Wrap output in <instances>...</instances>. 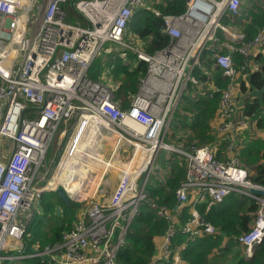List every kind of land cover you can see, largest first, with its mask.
<instances>
[{"label":"built area","instance_id":"built-area-1","mask_svg":"<svg viewBox=\"0 0 264 264\" xmlns=\"http://www.w3.org/2000/svg\"><path fill=\"white\" fill-rule=\"evenodd\" d=\"M186 4L184 13L162 17L170 39L165 47L152 55L136 49L147 69L123 107L111 83L113 60L101 62L108 68L102 78L90 77L89 71L106 43L122 44L134 11L145 0H0V264L35 257L23 251L26 223L47 189L44 165L57 132L65 133L63 153L53 167L61 177L83 156L79 152L88 136L106 127L132 148L130 163L119 169L110 166L118 178L106 201L89 204L60 243L40 250L54 258L53 264H116L127 226L146 198L148 176L161 171L160 151L184 159L185 178L174 192L176 210L147 202L166 223L149 264H183L180 251L185 245L172 246L178 232L192 240L217 231L195 205L220 203L231 193L257 204L249 230L238 237L244 257L252 256L264 238V186L251 181L235 150L240 135L250 134L255 124L252 115L243 113L246 95L239 85L248 71L256 70L253 57L264 52V25L248 38L221 22L225 15L238 13L241 0ZM67 6L81 19H72ZM215 69L224 87L217 84ZM217 94L214 142L198 145L177 139L172 130L176 115L189 123L193 117L183 104ZM257 117L264 122V106ZM172 138L177 142L166 141ZM222 140L224 158L217 159L214 153ZM52 183L48 187L54 191L58 186ZM188 203L189 215L178 227L176 219Z\"/></svg>","mask_w":264,"mask_h":264},{"label":"trees","instance_id":"trees-1","mask_svg":"<svg viewBox=\"0 0 264 264\" xmlns=\"http://www.w3.org/2000/svg\"><path fill=\"white\" fill-rule=\"evenodd\" d=\"M150 6L138 7L126 28L139 39H144V53L152 55L169 43V37L164 34L162 17L164 15H180L185 12V0H145ZM256 2V4H255ZM264 2L256 0H241L237 14L225 15L221 22L231 24L240 29L248 38H252L264 25ZM210 50L206 49L204 56L209 57ZM122 58L119 54L109 55L108 61L113 60L111 68V81L115 87L114 97L123 106L128 105L132 94L138 90L139 80L144 76L146 62L140 60L135 53L127 52ZM238 63L242 59L237 56ZM136 60V62H135ZM258 68L248 71L247 76L239 85V92L246 95L243 99V113L252 115L254 127L249 134L243 132L237 141L236 155L240 163L248 170L249 178L254 183L264 186V135L259 136V131L264 132V122L257 117L264 106V52L253 57ZM104 65L96 61L89 71L93 73L101 70ZM220 70L215 69L214 77L220 87L225 81L220 79ZM263 89L260 98L251 96L253 90ZM251 99V101H249ZM218 94L212 98L202 99L197 102H185L183 109L191 113L192 121L187 122L181 115H176L177 123L172 130L180 127L187 129L184 133L187 143H213L215 136L211 132L210 124L216 116ZM180 110L179 113H182ZM254 136L251 140L250 137ZM222 140L220 149L215 151L217 159H223L225 152ZM224 151V152H223ZM158 162L161 164L159 174H149L145 185L146 198L138 205L127 226L123 244L115 254L116 264H149L158 250V240L162 238L166 223L156 216L155 211L148 207L147 202L153 201L172 210L176 204L175 190L184 181L185 161L175 154L163 153ZM77 204L66 205L53 192L44 193L37 201L38 211L26 225L25 242L38 250L45 246L60 243L62 235L69 230L78 214ZM61 208V214L59 209ZM191 203L183 207L181 215L176 219L181 227L191 210ZM195 207L203 217L211 222L217 230L214 234H201L194 239L178 232L172 246L180 251L183 264H264V238L256 246L250 258L244 257V251L238 242V237L249 230L257 204L238 193L229 194L222 202L216 204H196ZM14 264H50L39 257L22 258Z\"/></svg>","mask_w":264,"mask_h":264},{"label":"rangeland","instance_id":"rangeland-1","mask_svg":"<svg viewBox=\"0 0 264 264\" xmlns=\"http://www.w3.org/2000/svg\"><path fill=\"white\" fill-rule=\"evenodd\" d=\"M262 1L264 0H261V2ZM146 6L149 7L150 3L146 2ZM66 10L68 11L72 19L74 18L81 19L78 15H76L73 12V10L69 6L66 7ZM123 38L124 39L122 40V44L106 43L103 46L102 50L100 51L99 55L97 56L95 62L96 61L108 62V56L114 55L115 53L119 54L122 58H124L127 52L134 53L136 52V49L144 53V46L146 44V41L144 39L136 38L132 34L131 30H127ZM107 71H108L107 66L106 67L104 66V68H102L101 70H96L94 74L89 73V76L99 79L105 76L107 74ZM177 121L178 118L175 120V123H177ZM186 130L187 129H184L182 127L177 129L175 131V136H177L176 138L185 139L186 136L184 135V133L186 132ZM106 133L107 131L105 129H102L101 132H97V134H92L88 136L87 138L88 141L85 142L84 148L80 149L79 152V156L80 154H82L83 156H80L76 159L78 170L76 171L77 178L75 179L76 181H78V183L81 182L82 185L79 183V187L80 189L82 188L83 189L81 190V193L78 196L70 197V198L72 200L71 204L73 203L79 205L78 206L79 212L83 210L85 207H87L89 204L92 203L103 204L106 201L107 197L110 195L111 191L116 185L118 178V176L116 175L117 172H114L113 170L111 171L109 170L110 166L116 164L117 167L115 168L119 169L122 166L126 165L127 162L130 163L129 158L132 148L129 149V145L125 144L127 142L118 143L117 141L115 142V139L111 141L109 135H107ZM253 137L254 136L250 137L249 140H251ZM64 139H65L64 130H61L59 133L57 132L56 137L48 152V156L46 157V164L44 165V172H45L44 177H46L44 186H47V189L42 194L53 192L52 190L49 189L48 183H50L51 180L53 181L54 179L55 180L58 179V177L55 176V172H54L55 168L53 169V167L56 161L63 153V148L61 150V147L63 146L62 142L64 141ZM171 140L172 141L170 140H166V141L170 143L177 142L175 138H172ZM90 149L91 151L94 150V152L89 151ZM91 153L97 154L98 157L102 160L103 164L101 166L96 161H93L96 158V156ZM163 153L164 151H160L161 155ZM141 179L142 176L138 180L139 184L141 183ZM56 186H60V184L57 183ZM58 212H60V215L62 216L61 208L59 209ZM28 222L26 223V225L28 224ZM9 264H14V262H10Z\"/></svg>","mask_w":264,"mask_h":264},{"label":"bare ground","instance_id":"bare-ground-1","mask_svg":"<svg viewBox=\"0 0 264 264\" xmlns=\"http://www.w3.org/2000/svg\"><path fill=\"white\" fill-rule=\"evenodd\" d=\"M136 55H137V53L136 52H134ZM137 57L140 59V60H143L142 58H140L138 55H137ZM113 88H114V91H115V87H114V85H113ZM108 129H110V131H111V129L112 128H107L106 127V129L105 130H108ZM120 139V138H119ZM124 140V139H123ZM87 141H88V139H87ZM91 146V145H90ZM92 148V147H91ZM93 149V148H92ZM96 149V148H95ZM89 151H91V149L89 150ZM91 152H94V150L93 151H91ZM91 154H93V153H91ZM93 155H95L96 156V158L93 160V161H96L100 166L103 164V162H102V160L98 157V155L97 154H93ZM92 158H94V157H92ZM78 170V166H77V164H76V166H75V164L74 163H71L70 165H69V167H68V173L67 174H65V175H63V176H61L60 178L58 177V179L57 180H51L53 183H52V185H56L57 183L58 184H60V186L61 187H63L68 193H69V196L70 197H75V196H78L80 193H81V190L83 189H80V187H79V183L81 184V182H79L78 183V181H76V179L75 178H77L76 177V174H77V171ZM79 177V176H78ZM80 178V177H79ZM79 180V179H78ZM82 185V184H81Z\"/></svg>","mask_w":264,"mask_h":264},{"label":"water","instance_id":"water-1","mask_svg":"<svg viewBox=\"0 0 264 264\" xmlns=\"http://www.w3.org/2000/svg\"><path fill=\"white\" fill-rule=\"evenodd\" d=\"M188 1V0H186ZM263 93V89H260V90H253L251 92V96L253 97H257V98H260L261 95ZM251 192H254L258 195H261L262 194V191H259V190H252L250 189ZM54 193L62 200V202H64L66 205H71V198L70 196L67 194V192L63 189V187L61 186H58L55 190H54ZM176 207H177V204L174 206L173 210H176ZM23 251L27 254H31V255H34L36 257H39L41 258L43 261L45 262H48L50 264H53V260L54 258H52L51 256L47 255V254H42L40 250H38L37 248L29 245V244H26L23 248ZM56 259H59L58 256H55Z\"/></svg>","mask_w":264,"mask_h":264},{"label":"crops","instance_id":"crops-1","mask_svg":"<svg viewBox=\"0 0 264 264\" xmlns=\"http://www.w3.org/2000/svg\"><path fill=\"white\" fill-rule=\"evenodd\" d=\"M256 1H258V0H256ZM260 1V4L262 5V2H264V1H262L261 2V0H259ZM255 4H256V2H255ZM264 6V5H263ZM258 68V65H256V69ZM210 127H211V132H212V134L214 135V133H213V130H212V123L210 124ZM107 131V135H109V138H110V140L112 141L113 139H115V142L117 141L118 143H122V142H127L124 138H122V137H120L115 131H113V130H106ZM259 133V136H263L264 135V132L263 131H259L258 132ZM176 137V136H175ZM120 138V139H119ZM124 139V140H123ZM126 145L128 144V143H125ZM161 239H159L158 240V243H159V241H160ZM14 262V261H13ZM4 264H9V263H4Z\"/></svg>","mask_w":264,"mask_h":264}]
</instances>
